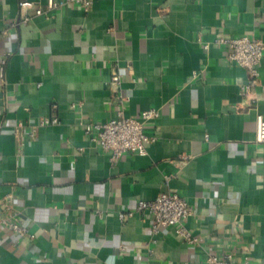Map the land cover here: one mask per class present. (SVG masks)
Segmentation results:
<instances>
[{"label": "crops", "instance_id": "0c3cea01", "mask_svg": "<svg viewBox=\"0 0 264 264\" xmlns=\"http://www.w3.org/2000/svg\"><path fill=\"white\" fill-rule=\"evenodd\" d=\"M48 0H0V200L11 196L34 238L0 227V264H208L232 255L264 264V58L258 102L241 96L245 69L220 36L264 43V0H94L48 16ZM29 17L28 22L24 18ZM208 44V48H205ZM125 78V114L157 138L145 156L112 161L85 126L116 117L111 85ZM196 75V76H195ZM41 118L58 123L27 133ZM21 129V137L16 131ZM22 143H25L22 147ZM177 193L193 210L188 244L173 228L152 232L139 200Z\"/></svg>", "mask_w": 264, "mask_h": 264}, {"label": "built area", "instance_id": "2783aa9c", "mask_svg": "<svg viewBox=\"0 0 264 264\" xmlns=\"http://www.w3.org/2000/svg\"><path fill=\"white\" fill-rule=\"evenodd\" d=\"M94 0H48L47 10L36 8V3L31 1H21L19 8L29 12L35 9L37 16H48L54 10H61L68 4H73L85 12H88ZM29 17L24 18L28 22ZM216 43L225 46L227 49V59L247 72V80L241 88V96L245 103L253 107L258 102L259 93L257 87L260 83V65L264 58V43L261 39L249 36L239 38H226L220 36ZM207 49L208 44L204 45ZM11 54L0 55V80L5 79L6 67ZM135 70L129 66L125 72H115L111 76L110 83L115 88L118 96L116 103L121 106L116 117L104 123H91L85 126L86 136L100 149L110 154L112 161H116L126 154H138L145 156L149 147L156 142L155 136L149 135L145 131V123L157 119L160 112L157 109H150L142 112L139 117H128L125 114L124 104L128 97L124 94L123 83L125 78H130L133 83L137 82ZM196 76V75H195ZM57 118H41L37 125L31 127L27 133L31 138L37 136L39 128L57 124ZM21 129L16 131V136L21 137ZM255 142L264 145V118L257 117ZM25 143H22V147ZM135 213H142L151 219L152 232L160 233L163 229L173 228L175 233L188 244H197L199 240L194 238L185 224L192 216L193 210L186 199L177 193H162L152 201L139 200L133 210L121 213L120 217L125 220ZM0 227L17 234L21 238H34L30 234L29 227L14 207L11 196L0 200ZM208 264H251L249 259L243 263H235L232 255L222 257L212 256L208 259Z\"/></svg>", "mask_w": 264, "mask_h": 264}]
</instances>
